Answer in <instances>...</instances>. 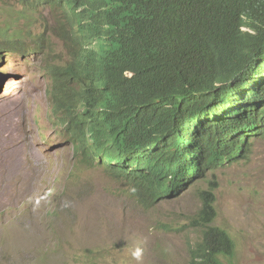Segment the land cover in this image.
I'll use <instances>...</instances> for the list:
<instances>
[{"label": "trees", "instance_id": "16d2710c", "mask_svg": "<svg viewBox=\"0 0 264 264\" xmlns=\"http://www.w3.org/2000/svg\"><path fill=\"white\" fill-rule=\"evenodd\" d=\"M63 1L87 18L79 34L99 40L84 58L82 109L68 124L141 203L173 198L249 158L253 139L264 138V0ZM197 58L224 68L178 66ZM215 190L214 181L201 191L192 221L200 239L182 264H236L234 239L214 224Z\"/></svg>", "mask_w": 264, "mask_h": 264}, {"label": "rangeland", "instance_id": "374dc122", "mask_svg": "<svg viewBox=\"0 0 264 264\" xmlns=\"http://www.w3.org/2000/svg\"><path fill=\"white\" fill-rule=\"evenodd\" d=\"M65 27L56 7L0 0V41L4 33L29 39L32 51L0 59V73L13 78L0 95V112L18 106V138L33 164L31 177L17 181L24 195L0 207V264L185 263L200 239L192 221L201 191L214 181V224L234 239L235 263L264 264V138L253 139L247 160L209 171L172 199L144 205L127 182L82 164L59 126L49 92L55 70L72 56ZM180 63L193 73L224 68L203 58Z\"/></svg>", "mask_w": 264, "mask_h": 264}, {"label": "clouds", "instance_id": "9594fccd", "mask_svg": "<svg viewBox=\"0 0 264 264\" xmlns=\"http://www.w3.org/2000/svg\"><path fill=\"white\" fill-rule=\"evenodd\" d=\"M22 2L29 7L34 6L36 8H58L61 11L63 17V23L66 24L65 30L67 32V35L69 36L71 42L74 44L70 60H68L62 65H59L55 70V73L53 75L54 85L50 89L49 97L53 104V112L58 117L59 126L65 129L68 132V135L70 136V143L73 144L72 147L75 156L77 158L79 157V160L82 164H96L102 166L111 176L121 181L127 182L129 186L133 189L135 197L138 199V190L135 189L134 186L127 181V178L117 175L116 173L111 171V168L108 166V164L106 162L104 163L99 156L93 154L90 149H82L78 139L74 137V125L68 124V119L70 118V116L82 109V93L80 94L81 90L79 86L81 84V81H85V78L87 76V71L84 66V58L87 54H89V50L97 51L99 47V40L97 38L86 39L85 37H82L78 32L77 24L81 22L86 23L87 18L84 17L80 18L79 20V18L76 17V13L72 14L71 10L66 8L63 0H48L47 3H39L37 0H32V3L27 2V0H22ZM3 35L5 39H2V41H0V59L4 56H7L8 53L23 54L25 56H30L32 54L29 39L13 36L8 37L6 33H4ZM7 66L11 65H5L3 67L4 71H6ZM47 71H50V69H47ZM128 73H130V75H128ZM126 74L128 76H131L132 72L127 71ZM12 80L13 78L9 77L8 74L0 73V95L6 91L8 84ZM189 185L186 188H188ZM167 199L172 198H165L162 200ZM158 201L161 200H157L154 203ZM146 203L147 202H143L144 205H146ZM153 204H147L146 206Z\"/></svg>", "mask_w": 264, "mask_h": 264}, {"label": "bare ground", "instance_id": "6f19581e", "mask_svg": "<svg viewBox=\"0 0 264 264\" xmlns=\"http://www.w3.org/2000/svg\"><path fill=\"white\" fill-rule=\"evenodd\" d=\"M9 107L13 110L8 108L6 112H0V207L26 192L23 184L19 185L17 181L19 178L29 179L33 167L28 159V149L18 138L17 117L21 113L17 105Z\"/></svg>", "mask_w": 264, "mask_h": 264}]
</instances>
